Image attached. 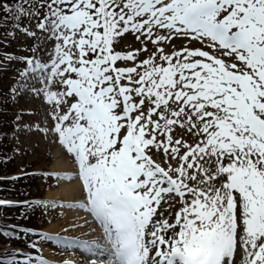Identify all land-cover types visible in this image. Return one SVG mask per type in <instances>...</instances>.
<instances>
[{"label":"snow or ice","instance_id":"obj_1","mask_svg":"<svg viewBox=\"0 0 264 264\" xmlns=\"http://www.w3.org/2000/svg\"><path fill=\"white\" fill-rule=\"evenodd\" d=\"M17 33L33 43L7 51ZM5 73L0 148L23 155L35 131L73 158L83 202L61 207L99 222V264H264V0H0ZM18 195L0 220L58 206ZM34 235L62 239L0 224V249L39 252ZM0 264L49 262L13 248Z\"/></svg>","mask_w":264,"mask_h":264},{"label":"rangeland","instance_id":"obj_2","mask_svg":"<svg viewBox=\"0 0 264 264\" xmlns=\"http://www.w3.org/2000/svg\"><path fill=\"white\" fill-rule=\"evenodd\" d=\"M24 23H27V21H24ZM32 44L33 41L19 33H17V39L11 43V46L7 48V51H12L13 48H17L21 44ZM126 44H131L134 47H139V45L135 42V38L131 35H129L126 38ZM18 54L26 55V52H19ZM12 77L10 73H5L3 76L2 81V88L7 91L9 84L11 83ZM39 103V101H34L33 104L28 105L27 107H34ZM26 119H29L26 117ZM31 120L39 123L40 117L39 116H33L30 117ZM20 144L19 147L24 153L21 154H13L11 152V148L14 145L8 144L9 146H5L4 148H0V153L8 151L12 160L8 163L0 164V176H12L18 173L19 169L22 166H27V171L33 172L36 175L34 177L25 178L27 182L24 181H18L15 183V185L18 183V188H23V190H27L30 193V197L32 198H41L50 202H55L58 206L55 209L49 208L46 212H42L40 209H37L34 214L30 216L27 220H0V224H11V223H20L25 226L33 227L35 229H40L39 232H44L46 234H50L52 236H60L61 240H52V241H43L40 239L39 235H34L31 237V239L38 242L39 246V252H37L36 249H29L24 243L17 242L16 240H12L11 243H6L3 249L0 250H11L13 248H19L22 249L25 253H31L32 255H42L44 258H46L49 262V264H56L52 263L50 261H57L60 259V262L57 264H64L67 262L68 259L71 258V256L77 255V251H75L77 248H80V244H84V242L80 241L81 238L79 237V232L85 230L88 225H92L93 230H97L98 233H100L102 236L103 229L98 221H95L93 217L84 209H69L67 207H61V205H66L67 201L63 199L62 196H52L48 195L50 192H54L60 188V184L66 183L68 181H71L73 179H65L64 177L74 176L76 165L73 161V158L69 155H65L63 153V150L55 143L52 136L49 135H43L39 132L33 131L32 133H25L21 134L20 136ZM7 142V141H6ZM56 152L59 153V162H61L59 167H54V157L53 154ZM66 161V162H63ZM64 172V173H63ZM66 172V173H65ZM73 173V174H72ZM68 175V176H66ZM79 181L78 179H76ZM3 184L2 186L5 189H8L9 191H13L14 187L11 182L4 181L0 182V184ZM80 190L78 191L77 198L79 199V202H83V193L81 189V182L79 181ZM6 185V186H5ZM8 191V192H9ZM0 193V195L6 196L8 199H24L28 197H18L16 194H5ZM68 204V203H67ZM6 212H9L11 215H18L17 211L15 209H6ZM73 218V216L76 218L78 217L83 218L87 216V219L89 221L88 224L85 225H73L68 223L67 218L70 217ZM78 219V220H79ZM54 234V235H53ZM105 237V236H104ZM86 238V237H85ZM27 239V238H25ZM87 239V238H86ZM86 248L91 252V255L89 254L87 256V261L89 264V260L91 259H97L99 260V256H96L94 254L98 253L97 250L93 249L94 247L90 243H86ZM68 248V249H67ZM87 250V251H88ZM93 254V255H92ZM76 257V256H74ZM86 258V257H85ZM102 258H105L102 256ZM108 259V258H105ZM102 261V260H100ZM104 261V260H103Z\"/></svg>","mask_w":264,"mask_h":264},{"label":"bare ground","instance_id":"obj_3","mask_svg":"<svg viewBox=\"0 0 264 264\" xmlns=\"http://www.w3.org/2000/svg\"><path fill=\"white\" fill-rule=\"evenodd\" d=\"M53 157H54V162L52 164L54 167L57 168L61 164V162H59V158H58L59 153L56 152L55 154H53ZM64 162H66V161H64ZM66 176H68V175H66ZM79 185H80L79 181H77L76 179H73L71 181L63 183L62 185L60 184V188L58 190H56L54 192H50V193H48V195H52L55 197L60 195L63 197V199L65 201H67V203H73V202L79 203V199L77 198V195H78L77 193L80 190ZM78 219H79L78 217L75 218L73 216V218H71V216H70L67 218V221H69L68 223L71 222L70 224L77 225L78 227H80L79 225L81 223H82L81 225H85V224H88L89 221L92 220L91 219L88 221L87 216L80 218L79 220ZM93 219H94V217H93ZM88 228H90V230H88L86 227L85 230L79 232V237H84V238L80 239V241L84 242V244H80V248H77L75 250V251H77L78 254L75 255V253H74V255L71 256V258L68 259L67 262L64 264H88V261L86 259H87V256L89 254L91 255V252H89V250L86 248V245H85L86 243H90L94 247L93 249L98 251V253L94 254L96 256H99L98 264H99L100 260H104V261L107 260V259H105V258H108L107 254H106V252H104V248L107 246L106 237H104L100 233H98L97 230L91 229L92 228L91 224L88 225ZM74 256H76V257H74ZM102 256L105 258H102ZM61 260H63V259H60V260L57 259V261L54 260V261H50V262L57 264Z\"/></svg>","mask_w":264,"mask_h":264},{"label":"trees","instance_id":"obj_4","mask_svg":"<svg viewBox=\"0 0 264 264\" xmlns=\"http://www.w3.org/2000/svg\"><path fill=\"white\" fill-rule=\"evenodd\" d=\"M5 146H9L7 142H5ZM6 152H7V154H9L8 151H6ZM9 156H10V155H9ZM11 160H12V159H11ZM11 160H9L8 162H10ZM8 162H7V163H8ZM27 180H28V179H27ZM27 180L22 179L21 181L27 182ZM1 184H2V183H1ZM2 185H3V184H2ZM18 185H19L18 183H17L16 185H14L15 187H14V189H13L12 192H11V191H9V192L6 191V193H7V194H13V195L16 194V196H18V197H24V196H20V195H18V193H19V192H24L26 189H25V190H23V188H20V189H19V188H18ZM5 186H6V185H5ZM6 193H5V194H6Z\"/></svg>","mask_w":264,"mask_h":264}]
</instances>
